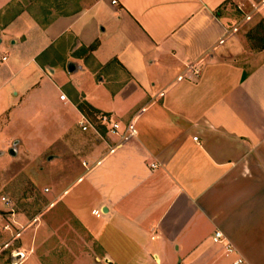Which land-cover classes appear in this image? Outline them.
<instances>
[{"label":"crops","instance_id":"1","mask_svg":"<svg viewBox=\"0 0 264 264\" xmlns=\"http://www.w3.org/2000/svg\"><path fill=\"white\" fill-rule=\"evenodd\" d=\"M114 1L0 27V116L37 106L55 124L10 137H40L46 182L34 213L0 203V250L13 264H264V54L244 55L234 24H264V2ZM77 103L128 131H81Z\"/></svg>","mask_w":264,"mask_h":264},{"label":"rangeland","instance_id":"2","mask_svg":"<svg viewBox=\"0 0 264 264\" xmlns=\"http://www.w3.org/2000/svg\"><path fill=\"white\" fill-rule=\"evenodd\" d=\"M89 1L90 0H0V7L2 8V10H0V27L4 26L6 22L20 13H25L40 25H44L59 14H71L75 12L80 4H86ZM229 11H234L232 5H230ZM260 23L263 24L260 19L240 21V16L235 17L234 24L238 25V34L243 43L244 55L258 51L264 54V49L258 48L261 44L258 42V39L264 37V28L259 27V29H255ZM0 52H4V49L0 48ZM63 83L64 87L62 86V89L70 87L68 80H64ZM9 96L10 98L14 97L13 94ZM42 114L43 113L37 109V106H30L25 109L24 112H18V110L9 112V110H7L0 116V203L9 199L14 203L17 209L25 208L28 213H34L40 207L42 194L44 193L42 187L43 183L46 182V174L42 172V162L47 155H39L42 151L41 139L39 136H36V138H33V140L28 143L20 142L18 144L11 143L13 139H10V137H14L19 131L21 132L26 129L23 128L24 120L30 121L29 125H37V128H33L35 127L33 126L26 129L28 131H33L34 134L45 131L48 134L52 133L51 131L55 124L43 120ZM93 115L88 116L92 118ZM68 131H71L70 128L65 129L64 133ZM70 139L75 141L79 140L73 137H70ZM9 149L13 150L12 155L8 153ZM84 149L85 147L82 148V150ZM56 150L55 143L45 148L47 152H57ZM75 150L81 151V148L79 147ZM4 203L6 202L4 201ZM8 251V249L0 250V264H13Z\"/></svg>","mask_w":264,"mask_h":264},{"label":"built area","instance_id":"3","mask_svg":"<svg viewBox=\"0 0 264 264\" xmlns=\"http://www.w3.org/2000/svg\"><path fill=\"white\" fill-rule=\"evenodd\" d=\"M246 2H239L235 5V8L242 12V14H246V6L250 11L255 10L259 4L264 2V0H245ZM111 3H115L114 0H111ZM245 3H247L245 5ZM60 99H63L64 96L60 95ZM78 128L85 132L88 130H93L96 132V127L101 126L105 129L106 132L112 134L118 138H122L124 134L128 131V127L124 126L120 128L119 122L110 114V113H95L92 118L82 114L80 120L77 123ZM4 199V198H2ZM7 204V200L5 201ZM213 242H220L222 240V235L219 231H214L211 237ZM231 247L229 245L226 246V251H230ZM240 260L237 259L232 264H237Z\"/></svg>","mask_w":264,"mask_h":264},{"label":"trees","instance_id":"4","mask_svg":"<svg viewBox=\"0 0 264 264\" xmlns=\"http://www.w3.org/2000/svg\"><path fill=\"white\" fill-rule=\"evenodd\" d=\"M259 27L264 28V24L260 23L259 25H257L255 29H259ZM258 42L261 43L260 46H258V48L264 49V37H260L258 39ZM76 107L78 108L79 111L83 113H87L88 115H91V116L95 113L89 106L81 104V103L79 104L77 103Z\"/></svg>","mask_w":264,"mask_h":264},{"label":"water","instance_id":"5","mask_svg":"<svg viewBox=\"0 0 264 264\" xmlns=\"http://www.w3.org/2000/svg\"><path fill=\"white\" fill-rule=\"evenodd\" d=\"M66 69H67L68 71H72V70L74 69V67H73L71 64H67V65H66ZM8 153L12 155V154H13V150H12V149H9V150H8ZM102 211L104 212L105 209H102Z\"/></svg>","mask_w":264,"mask_h":264}]
</instances>
